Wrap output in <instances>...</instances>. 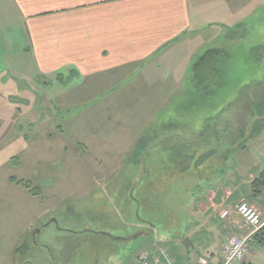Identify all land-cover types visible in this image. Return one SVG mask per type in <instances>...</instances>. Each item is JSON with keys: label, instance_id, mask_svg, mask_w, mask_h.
I'll return each instance as SVG.
<instances>
[{"label": "rangeland", "instance_id": "obj_1", "mask_svg": "<svg viewBox=\"0 0 264 264\" xmlns=\"http://www.w3.org/2000/svg\"><path fill=\"white\" fill-rule=\"evenodd\" d=\"M262 20L261 27L250 28L248 37L237 26L217 33L212 46L222 50L216 61L221 74L211 96L196 81L191 98L178 94L154 100L155 105L168 101L160 117L172 120L165 122V130L185 138L184 144L165 139L169 156H161L162 161H157L152 146H145L152 127L147 118L152 114L141 106L151 98H119L124 109L117 113L89 107L90 101L102 98H80L79 105L53 114L46 110L51 100L45 95L25 96L20 104L17 96L5 98V92L0 93V264H128L137 250L153 241L170 248L171 257L198 264L207 252L185 249L184 256L177 240L193 227H206L191 224L189 207L210 198L211 187L224 170L234 168L242 176L264 164V143L260 156L251 154L257 133L264 137V47H254L264 44ZM13 84L0 71V91ZM190 100L202 108L190 114L195 126L188 121L180 124L175 112ZM52 121L64 123L63 136L47 125ZM211 148L216 151L208 156L219 160L214 166L220 175L200 177L205 171L200 170L198 155ZM182 152L190 154L191 161L188 174L179 177L167 170L165 162L178 164ZM31 188H39V193L33 194ZM212 234L204 235L203 243L209 239L215 249L220 241H211L218 239ZM252 247L253 261L264 264V250L256 249L252 241L250 253Z\"/></svg>", "mask_w": 264, "mask_h": 264}, {"label": "crops", "instance_id": "obj_2", "mask_svg": "<svg viewBox=\"0 0 264 264\" xmlns=\"http://www.w3.org/2000/svg\"><path fill=\"white\" fill-rule=\"evenodd\" d=\"M261 18H264V0H0V71L15 83L4 86L0 93L5 92L2 95L5 98L17 96L18 103L28 95H45L51 100L46 110L53 114L79 105L80 98H102L98 102L90 101L89 107L96 106L95 111L103 113L122 112L124 104L119 98H151V101L143 100L141 106L152 114L147 118L152 127L146 134L145 146H152L157 161H162L161 156H169L165 139L184 144L185 138L180 134L170 136L165 130L168 129L165 122L172 120L163 117L160 121V117L169 107L168 101L155 105L154 100L174 98L178 94L191 98L195 93L194 65L208 49L221 48L212 46L217 33L237 26L248 34L251 27L259 24L261 27ZM254 47L263 48L264 44ZM65 80L70 83L65 85ZM182 103L175 111L179 123L185 125L188 121L187 124L195 126L196 120L190 114L200 113L201 105L192 104L191 100L189 104ZM37 111L42 113L43 109ZM56 123L47 125L55 127L54 134L63 136L64 123ZM155 123L157 127H153ZM30 125L36 124L32 121ZM162 128L163 133L159 131ZM259 135L251 147L252 155L263 153L260 146L264 137ZM215 151L216 148H211L209 153L198 155V162L203 163L200 170L205 171L200 177L220 175L214 166L219 165V160L208 156ZM186 154H179L178 164L172 160L165 162L167 170H174L179 177L186 176L191 161L190 154ZM263 170L264 164L255 173L242 176L234 168L222 172V179L211 187L210 198L189 207L191 224L201 223L206 227H193L177 239L181 240V254H187L185 249L203 250L207 254L200 256L198 264H203L202 259L206 260L205 264H222V245L227 237L246 231L236 206L242 199L252 201L251 182ZM253 204L260 209L264 220V196ZM225 211L229 213L223 217ZM212 233L218 239L211 241H220L215 249L209 239L206 245L203 243L207 242L204 235ZM186 238L193 244L188 248L183 244ZM256 249L264 250L257 246ZM253 250L248 260L256 264ZM141 251L150 255L153 264H191L181 255V259L171 257V249L157 241L137 250L128 264H134L136 254Z\"/></svg>", "mask_w": 264, "mask_h": 264}, {"label": "built area", "instance_id": "obj_3", "mask_svg": "<svg viewBox=\"0 0 264 264\" xmlns=\"http://www.w3.org/2000/svg\"><path fill=\"white\" fill-rule=\"evenodd\" d=\"M236 210L243 220L245 232L230 234L222 245V264H240L247 260L250 253V244L255 234L263 227L264 220L261 211L247 200L242 199L236 206ZM228 211L222 216L226 217ZM205 264L206 260L202 259ZM134 264H153L150 255L144 251L138 252L134 258ZM172 264V263H171Z\"/></svg>", "mask_w": 264, "mask_h": 264}, {"label": "trees", "instance_id": "obj_4", "mask_svg": "<svg viewBox=\"0 0 264 264\" xmlns=\"http://www.w3.org/2000/svg\"><path fill=\"white\" fill-rule=\"evenodd\" d=\"M222 55V50L220 48H211L203 53L200 59L194 65L193 79L200 86L205 87L207 94L210 95L217 88L220 80V69L217 66V59ZM261 120L264 124V112ZM264 128V127H263ZM27 188H30V183L19 181ZM33 194L39 193V188H31ZM251 196L252 202L257 199H260L264 196V170L259 173L251 182ZM251 202V201H250ZM253 244L257 247L264 248V225L263 227L255 234L253 239ZM19 250V249H18ZM240 264H254L252 262H243Z\"/></svg>", "mask_w": 264, "mask_h": 264}, {"label": "water", "instance_id": "obj_5", "mask_svg": "<svg viewBox=\"0 0 264 264\" xmlns=\"http://www.w3.org/2000/svg\"><path fill=\"white\" fill-rule=\"evenodd\" d=\"M55 221V220H54ZM38 231H40V229H38ZM183 244L188 248L189 246L193 245L190 238H186L184 241H183Z\"/></svg>", "mask_w": 264, "mask_h": 264}, {"label": "flooded vegetation", "instance_id": "obj_6", "mask_svg": "<svg viewBox=\"0 0 264 264\" xmlns=\"http://www.w3.org/2000/svg\"><path fill=\"white\" fill-rule=\"evenodd\" d=\"M55 222V221H54ZM45 226V225H44Z\"/></svg>", "mask_w": 264, "mask_h": 264}]
</instances>
